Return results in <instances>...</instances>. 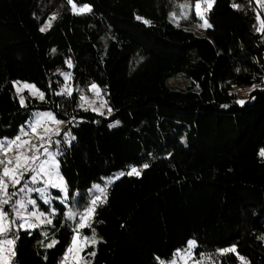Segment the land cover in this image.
<instances>
[{"label":"trees","instance_id":"1","mask_svg":"<svg viewBox=\"0 0 264 264\" xmlns=\"http://www.w3.org/2000/svg\"><path fill=\"white\" fill-rule=\"evenodd\" d=\"M195 1L0 0V141L34 111L63 121L54 148L69 195L79 192L80 210L101 196L82 264H158L190 240L206 264H241L220 254L230 246L264 264V19L254 0H214L197 35L170 20L179 9L198 21ZM65 73L71 96L57 95ZM15 82L45 99L23 92L21 105ZM93 84L108 118L83 106ZM133 167L139 176L92 190ZM76 225L59 208L48 233L10 231L11 264H60Z\"/></svg>","mask_w":264,"mask_h":264},{"label":"rangeland","instance_id":"2","mask_svg":"<svg viewBox=\"0 0 264 264\" xmlns=\"http://www.w3.org/2000/svg\"><path fill=\"white\" fill-rule=\"evenodd\" d=\"M195 2H197V1H195ZM200 2H201V11L203 12L204 19H206V15L211 8L209 9L207 6V3H204L203 0H200ZM254 2L259 8V15H260L259 18H260V21L262 22V20L264 19V0H254ZM213 4H214V0L212 3V6H213ZM194 5H195V3H194ZM194 5H193V11L196 14ZM84 6L85 5H80V6L76 5L77 8H82ZM72 9H73V5H72ZM73 12L77 13L74 10H73ZM85 12H88V11H85ZM173 14H175V17H173ZM184 16H186V15L183 12H181L179 9H174L173 12L171 13L170 20L173 21V23H175L177 25L189 26L190 29L192 31H194V33H196L197 35H201V36L206 35V31L210 27H201V25L204 24V19H201L200 16L196 15V18L198 19V21L195 22V20H189V18H187V19L183 18ZM188 21H194V23H189ZM207 24L209 25L208 21H207ZM68 80L69 79H67L65 81L64 85L61 87V89L57 93L61 92V90L64 89L65 86H67V88L70 89L72 92V86L68 82ZM23 84L24 83H22V82H20L19 85H17L15 83V91L18 95L19 102H20V97L23 96L22 95L23 92H27L30 96H32L30 94V90H28V89H23V91H21L19 93L17 92V87H20ZM27 84H29V83H27ZM31 85H33V84H31ZM171 85L173 87H176V88L182 87V85L180 83H176V82H172ZM98 89H99V87H98ZM242 94H245V92H242ZM64 95H67V94H64ZM82 96L85 97V99L82 100L83 106L85 108L92 110L96 113L102 114L106 118H108L110 116V113L108 111L109 110L108 107L105 105V103L101 99L100 90H99V95H97L96 90H94L90 87L89 92L87 94L82 95ZM32 97L39 99L36 96H32ZM245 99H246V97H245ZM94 109H96V110H94ZM48 112H51V111H34V112H32L29 121L23 127H21L20 133L18 135V136H21V140H29L33 144H39L40 141L37 138V134L41 135V136L44 135L45 129H52V130L60 129V127L63 125V123L57 125L56 123L52 122L51 120H46L43 118L44 114L48 113ZM37 121L40 122L37 125V129H36L37 134H33L30 126L33 124H36ZM119 125H120L119 121H111L109 123L110 128L118 127ZM22 130H23V132H27L28 135L27 136L23 135ZM48 135L51 137V140L53 142L51 144V147L49 148V151L55 155V159L57 161L58 152L54 148V144L56 143V136L57 135L55 134L54 131L49 132ZM15 138L11 139V140H1L0 144H3L5 146V148H7L9 142L12 140H15ZM17 143H19V141ZM18 151H20V150H18L16 148V146L13 145L11 147V149L9 151H7V153H6L7 158L13 159V163H15L14 158H15ZM41 151H43V150L41 149ZM4 158H5V154H0V159H4ZM41 159H44V157L42 156ZM2 168H3V165H2ZM58 171H59V167H58ZM130 171L131 170H129L128 172H130ZM128 172H126V173L125 172H117L112 177L105 179L103 186H99L97 184L93 185L92 190L99 192L100 189L106 188L108 185L112 184L113 182H115L116 180H118L122 176H124V175H121V173H125V175H127ZM30 175H31L30 173H26L24 178L21 181V184L18 185L17 188L11 189V186H9V189H8L9 192H16V195L12 197V201L9 204H6L3 206L5 211H6V209H8V211H6L8 213V217L5 221H3V223L6 227H9L10 230L0 234V249L3 250L2 253H0V254H2L3 260L6 261L7 264H11L12 259L14 257V243L15 242H14V239L12 237H9L10 231H12V230H14V231L33 230L35 228L41 227L44 229V233H48L49 231H51V228L53 227V221L59 212V208L63 209V216H64V219L66 221L74 222L75 220H77V225H78V223L80 222V215L79 214L83 213L85 210V209L80 210L78 207V200L80 198V194L78 191H75L72 194V196L69 195L68 189H67V194H65V192L61 191L60 188H52V187H48L47 191L44 193V195H41L40 193L35 192V191H32V192L27 191L28 188L44 187V185L42 183L32 184L30 179H29ZM59 176L62 177L60 172H59ZM59 182L60 181L58 180L57 183H59ZM25 185L27 186L25 188V191H23V192L19 191V188L25 187ZM63 185H65L64 180H63ZM45 196L50 200V203H44ZM30 199L35 200L36 203H35V205L27 204L26 209H20L21 214L25 218L24 220H22L19 217H17L16 212L13 210L12 205L17 200H23V201L27 202ZM92 199L93 198H91L89 200V204H90ZM40 205H42L45 209L41 208ZM17 207H18V205H17ZM30 212H37L38 214L43 213L44 216L41 217V219H45V218L51 219L52 223L51 224L41 223L40 220H37L35 217L29 218L28 214ZM69 212H73V213L77 214L74 219H70L68 217ZM25 220H27V223L33 224L34 227L28 228L27 224H25L24 228L19 227L20 224L25 223ZM11 221H15V223H10ZM77 225L75 228L76 232L73 235V238L75 237L77 240V244L73 245V243H72L73 238H72V242H71V246H70V247L74 248V251L72 253H68V251H67L65 256L67 255L68 258L65 259V256H64V259L60 264H82V252L85 250L86 247H88L90 245H95V242L93 243V240H90L88 238V236L83 232L88 227L77 230ZM7 240H12L13 244H11V245L7 244L6 243ZM190 241H194L195 245H196L195 240H190ZM189 242L187 243L185 248H183L182 250L176 251L175 254L173 255V257L170 258L169 260H160L159 259L157 261V263L158 264H195L196 261H200L201 264H206V261H207L206 258L194 256V254H193L194 248H189ZM232 247H235V246H230V247H227L224 249H229ZM224 249H221V250H224ZM221 250H219V251L221 252ZM240 263L241 264H248L246 259H244L243 262L240 261Z\"/></svg>","mask_w":264,"mask_h":264},{"label":"snow or ice","instance_id":"3","mask_svg":"<svg viewBox=\"0 0 264 264\" xmlns=\"http://www.w3.org/2000/svg\"><path fill=\"white\" fill-rule=\"evenodd\" d=\"M73 0H69V3H72ZM204 3H207L208 8L210 9L212 7L213 0H203ZM181 7H186L185 5H181ZM195 12L196 15L200 16L201 19H204L203 12L201 11V2L200 0H197L195 2ZM234 7H238V5H234ZM73 10L77 13H83L85 11H91V8L88 5H85L82 8H77L75 4H73ZM173 17H175V14H173ZM183 18L187 19V16H184ZM55 19V17H53ZM137 19H142L140 17H137ZM144 23H150L149 21L145 20ZM51 25L49 24L45 28H41V31H46L47 27H50ZM178 26V25H177ZM211 25L207 24V20L204 19V24L201 25V27H210ZM55 51V49H53ZM69 67H71V61L69 60L68 62ZM65 76V79H69L71 77V73H65L63 74ZM17 85H19L20 82H15ZM259 85H253L252 88L250 89L251 91L256 90ZM91 88L96 90L97 95H99V89L97 85L93 84L91 85ZM23 89H28L30 90V94L32 96L38 97L40 100L45 99V95L43 92H41L39 89L35 87V85L27 84L24 83L22 86L17 87V92L23 91ZM67 94L68 96L72 95V92L70 89L65 86L64 89L61 90V92L57 93V95H64ZM81 100H84L85 97L81 96ZM246 101L244 100H239L237 101L238 104L243 105ZM20 103L21 105H24L25 100L24 97H20ZM87 110V109H85ZM96 110V109H94ZM109 113H111V109L108 110ZM44 119L46 120H51L52 122L56 123L57 125L63 123V121L57 120L56 117L51 113H45L43 116ZM40 122L37 121L36 124L31 125V130L33 134L36 133L37 125ZM54 131L56 135L60 134L59 129H45L44 135H38L37 138L40 141L39 144H33L29 140H21V136H17L15 140H12L9 142L8 147L5 148L3 144H0V154H5L4 159H0V165H3V168L0 169V234L10 230L9 227H6L3 223L8 217V213L4 210V205L9 204L12 201V197L16 195V192H9V186L11 188H17L18 185L21 184L22 179L24 178L26 173H30L31 175L29 176V179L32 184L36 183H42L44 187L41 188H28L27 191L32 192H38L41 195H44V193L47 191L48 187L52 188H60L61 191H64L65 194H67V188L66 185H63V177L59 176V171H58V162L55 159V155L49 151V148L51 147V144L53 143L51 140V137L48 135L49 132ZM22 134L27 136V132H23ZM70 135V133H69ZM19 141V143H17ZM57 143H59L57 141ZM15 145L16 148L20 151L17 152L15 156V163H13V159L7 158L6 153L11 149V147ZM41 149L43 151H41ZM261 156H264V149L261 150L260 152ZM44 157V159H41V157ZM149 165L145 164L143 165V168H148ZM142 170V169H141ZM137 168L133 167L130 172L127 173V175H140V171ZM121 175H125V173H121ZM60 181L57 183V181ZM25 187L19 188V191L23 192L25 191ZM101 193H103L104 189H100ZM101 201V196H95L88 207L85 208L83 213H80V222L77 225V230L82 229L85 227H90V221L94 215L95 212V206L97 203ZM36 201L35 200H28L27 202L23 200H17L15 203L12 205L13 210L16 212L17 217L20 219L24 220V216L21 214L20 209H26L27 204H32L35 205ZM44 203H50V200L45 196L44 198ZM18 205V207H17ZM29 218L35 217L37 220H40L41 223H47L51 224L52 220L51 219H41V217L44 216L43 213H37V212H30ZM77 214L73 212L68 213V217L70 219H74ZM10 223H15V221H11ZM25 224H27L28 228L34 227L33 224L27 223V220H25V223H22L19 225V227L24 228ZM86 239V238H85ZM95 241H93L94 243ZM7 244L11 245L13 244L12 240H7ZM73 245L77 244V240L74 237L73 238ZM54 244H49V247H53ZM195 247V242L190 241L189 242V248H194ZM2 249H0V253H2ZM68 253H72L74 251L73 247H69L67 250ZM228 253H233L237 255L240 261H244V257L239 256L237 253L235 247L229 248V249H224L221 250L220 254L221 255H226ZM92 255H95V253H92ZM187 255V254H186ZM67 255L65 256V259H67ZM0 264H7L6 261L3 260L2 254H0ZM195 264H201L200 261H196Z\"/></svg>","mask_w":264,"mask_h":264}]
</instances>
